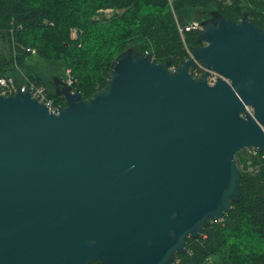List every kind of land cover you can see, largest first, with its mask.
<instances>
[{
	"label": "water",
	"instance_id": "1",
	"mask_svg": "<svg viewBox=\"0 0 264 264\" xmlns=\"http://www.w3.org/2000/svg\"><path fill=\"white\" fill-rule=\"evenodd\" d=\"M200 22L181 62L128 48L88 98L54 75L56 112L0 91V264H173L241 199L234 156L264 154V28Z\"/></svg>",
	"mask_w": 264,
	"mask_h": 264
},
{
	"label": "trees",
	"instance_id": "2",
	"mask_svg": "<svg viewBox=\"0 0 264 264\" xmlns=\"http://www.w3.org/2000/svg\"><path fill=\"white\" fill-rule=\"evenodd\" d=\"M172 3L171 8L168 0H0V75L17 81L16 70H28V81L44 85L54 102L64 105L52 80L62 71L53 63L70 68L72 85L88 98L107 84L112 60L128 48L172 65L186 58L183 40L189 48L201 42L198 31L185 32L182 40L177 24L186 23L193 12L198 20L212 11L233 20L246 14L264 28V0ZM234 157L242 171L241 199L221 220L204 223L197 238L186 237V250L173 256V264H264L263 152L242 149Z\"/></svg>",
	"mask_w": 264,
	"mask_h": 264
},
{
	"label": "built area",
	"instance_id": "3",
	"mask_svg": "<svg viewBox=\"0 0 264 264\" xmlns=\"http://www.w3.org/2000/svg\"><path fill=\"white\" fill-rule=\"evenodd\" d=\"M173 0H168L169 5L171 8L173 7ZM105 11H109L106 9ZM201 22L198 19H191L188 20L186 23H178L177 27L180 32V35L182 36V40L184 38L185 32L189 31H199L201 29ZM184 41V47L186 49V53L189 56L191 54V48L187 45L186 41ZM26 50H30L32 53L35 52L34 48L27 47ZM208 70V75H207V81L208 83L212 84L216 81V77L221 76L223 78V75H221L219 72L212 70V69H207L205 65L199 60H195L194 64L190 66V71L193 73L194 76H201L205 71ZM65 80L72 85L74 82L75 78L71 74L70 68L66 69L65 72ZM16 88H19L20 91H25L27 88L30 89L31 93L33 96H36L40 101H43L48 109L52 112H56L59 104L55 103L53 98L49 96L48 91L45 86L35 84V83H29V84H19L16 82V80L11 76V75H0V91L2 94L8 95L12 94ZM249 109V107H248ZM249 152H256L257 150L255 148H245ZM264 156V154H263Z\"/></svg>",
	"mask_w": 264,
	"mask_h": 264
},
{
	"label": "crops",
	"instance_id": "4",
	"mask_svg": "<svg viewBox=\"0 0 264 264\" xmlns=\"http://www.w3.org/2000/svg\"><path fill=\"white\" fill-rule=\"evenodd\" d=\"M32 59H33V57H31V58H29L28 60L29 61H32ZM25 72H26V70H16V79H17V81L16 82H18V83H20V84H29V83H34V82H31V81H28L27 79H26V74H25ZM27 72H28V70H27ZM26 72V73H27ZM32 74H33V71L31 72ZM66 75V74H65ZM65 75L62 77V76H59V75H57V76H59V77H61V78H63L64 80H65ZM12 76V75H11ZM17 76H18V78H17ZM13 77V76H12ZM14 78V77H13ZM15 79V78H14ZM24 79L26 80V82H24ZM52 80H53V77H52ZM20 81V82H19ZM36 84V83H35ZM39 85H42V84H39ZM44 86V85H43Z\"/></svg>",
	"mask_w": 264,
	"mask_h": 264
},
{
	"label": "rangeland",
	"instance_id": "5",
	"mask_svg": "<svg viewBox=\"0 0 264 264\" xmlns=\"http://www.w3.org/2000/svg\"><path fill=\"white\" fill-rule=\"evenodd\" d=\"M110 12H111L110 10H109V11H104V13H105L106 15L110 14ZM197 15H198V14H196V13L193 12V16L191 17V19H193L194 17H197ZM191 19H190V20H191ZM73 34H74V33H73ZM44 62H46V61H44ZM47 62H48V61H47ZM44 65H46V64H41V67H43ZM52 66L54 67L55 70H57L58 73H59V71H62V72L64 71V73H65V72H66V69H67L66 67H64V63H62V62H58L57 64H54V63H53ZM58 70H59V71H58ZM62 72L59 73V75L63 77L64 75H62Z\"/></svg>",
	"mask_w": 264,
	"mask_h": 264
},
{
	"label": "bare ground",
	"instance_id": "6",
	"mask_svg": "<svg viewBox=\"0 0 264 264\" xmlns=\"http://www.w3.org/2000/svg\"><path fill=\"white\" fill-rule=\"evenodd\" d=\"M169 5V4H168Z\"/></svg>",
	"mask_w": 264,
	"mask_h": 264
}]
</instances>
